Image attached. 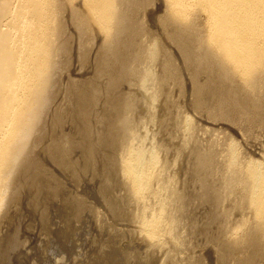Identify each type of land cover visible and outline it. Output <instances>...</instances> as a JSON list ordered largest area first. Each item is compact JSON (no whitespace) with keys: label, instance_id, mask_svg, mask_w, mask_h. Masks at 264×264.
<instances>
[{"label":"bare ground","instance_id":"obj_1","mask_svg":"<svg viewBox=\"0 0 264 264\" xmlns=\"http://www.w3.org/2000/svg\"><path fill=\"white\" fill-rule=\"evenodd\" d=\"M70 1L71 0H69V1H67V0H0V216H1L0 218H2L3 214L5 215V211L8 210L7 207L12 202L19 199L18 198L19 194H21L24 189H27L29 186L31 187V185H33V184H36V186H37V184L39 183L38 181L41 178H43V169H45L47 166L44 163L45 158L47 157V158L52 159L53 154L57 155V153L55 154V152H54L51 155L52 157H50L48 155V152L43 150V153L47 152L44 155L42 153V155L44 156L43 157L44 161H43L42 158L39 159L41 156L39 157L38 154H37V156L39 158H37L36 156H35L36 158H34V155H36V153H34V151L35 150L37 151V149L35 148V147H37L36 144H39L38 142H41L40 139L43 138L42 135H44L43 131H44V126L46 124L45 118L49 119V117H50V116L49 117L47 116L48 118L45 117L46 114L49 113V112L46 113L47 110L50 111L51 106L52 107L54 106V108H56V111H57V106L59 105V104L58 105H51V102L53 101L55 96L59 95L58 93L61 92V91L57 92V95H56L57 89H55L57 83L59 82L58 84H60V81H62V79L60 78L61 77L60 75H59L60 76L59 79H61V80L58 81V74L62 75V73L59 72L62 70V69L59 70V66H63L64 62L67 61L66 57H64L66 60L62 64H60V61L62 59V58L60 59V57L62 55L61 53L64 54V52L67 51L66 52L67 55H70V54H68V51H69L68 49H69L70 45H68V43H67L68 39L67 40L65 39L66 31H68L67 27L69 26V25L66 26L67 23L65 24V21L68 18H70V17H68L66 19L65 12H66V10L68 11V9H69V11H70L69 15L71 14L70 16L72 17L71 20L73 22L72 23L73 28L77 27L76 31L79 32V37L77 36L79 38V41L76 40V43L78 42V45H77L78 47L76 46V48L77 49L79 48L78 50H80V48L83 49V52L81 51L82 55H80V53H79V57L81 56L80 57L81 59L86 58L88 61V57H87L88 55L87 54L91 55L92 51L89 53L90 49L93 50L92 47L94 46V44H96L95 43L96 41L97 42L99 41L98 39L100 38V39H102V42H100L101 41L100 40L98 42V44H100V43L103 44L104 49L98 48L99 51H97L98 49H96L97 46L95 45L96 48L94 49V52L97 51L95 53L98 54V52H100V50H104V52L101 53V55L102 54H104V55H102L103 56L102 58L100 57L101 55L99 56V61H98V58L96 60V63H97V61L99 62V63H97V64H99V70L97 69L98 67H96V69L99 72L94 68L95 67L94 65H92L93 68L97 71V73H99V75L104 74V73L105 74L108 73L109 75H111L110 72H112L113 70L118 68V70L116 69V72L113 71L114 73L111 75L112 79H110V76L108 75V78L111 81L114 80L117 83L112 82L111 85L108 83L109 84L108 86L105 84L107 86L106 90H105V87L103 86L104 87L103 90H105L106 96H111V95L113 96L114 93L116 94L115 91L119 92L120 88L122 90L125 89L124 86L121 85V82L127 80V78L131 79L132 76L130 77L129 75L135 74V76H136V77L133 76L134 77V79H133L134 85H135L134 93L139 90L140 93L139 92L138 93L140 94V97L138 96V98H135V100H132L133 98L131 99V96L134 97L133 96L134 93L132 94L130 92L132 94L131 96L129 95L130 96V100H129L130 102L127 101L124 103V101L128 100L129 97L127 98V96H125V98H127V99H125L124 95L122 93L116 94V95L114 94V97H111L114 100L113 101L109 100L108 103L106 102L107 104L105 105L106 109H107V110H105L106 112L111 111V113L114 112V113H117V115H122L125 110L127 112V113L124 112L125 115L124 114L122 115L123 118H120L121 121L118 118H116L117 120H119L118 121L119 123H117L112 128L115 127V131L119 130L120 132H122V131L124 132V133L120 134V135L124 134L123 140L121 139V141H120L121 143L118 141L119 142V154H120V156H118V155L117 156H118L119 162L116 161L117 158H115V161L117 163H119V165H118L119 169L118 170L120 171V174H121L120 178H122V180H123V183H124L123 185L126 186V191L128 192V195H129V197L127 198L128 202L131 203V201H132V203L136 207V209L134 208L135 210L134 209L132 210V213H133L132 219L134 221V223H133V221H132V223L135 224L134 228L138 231V233L137 232L136 233L139 234L136 237L138 238L140 236V238L142 240L146 241V243L149 245L150 250H152L153 252H156V253L158 252L157 254L159 256L161 255L163 257L165 254L163 255L162 252L166 251L167 253L166 252H164V253H166V255L167 254H169V255L164 256V257L170 256L169 258L172 257V260L173 259L176 260V261L173 260V262L175 264L176 263L180 264L179 262H181L183 259L185 261V256L187 257V253L189 250L187 252H186V250L189 249L190 245L192 244L191 242H194L196 240V239L194 241L191 240V237H194V236H192L194 234V231L191 230L190 228L188 229V227L192 223L189 222L190 225H188V227L186 226V223H187L186 218H189L192 220H195V219L197 220L198 218H196L197 214L195 213V211L197 209L207 210V209H204L205 206L210 205L212 208V211L210 210L211 212L209 213V210H208V214L206 215V218H202L203 220L205 219L204 222L202 221L203 224L205 223L207 226V224L209 223V226H210L211 222H213L215 220H219V222H220V220L222 219V221H224V224L222 227H220V229H222V232L224 234V237L223 236L222 237L225 240L222 237L221 238L224 241H226L224 244L226 251L231 252V253L233 252L237 255V257L240 256V258H241L240 261L237 260V258H235V259L232 258V259L236 260L237 262L239 261V264H256V262H254V259L256 257L259 256V257L264 258V158L260 157V158H262V160H260V158H259V161L256 158H254L256 160H254L253 158H249V156L247 158L246 155L244 154L246 151L244 150V153L242 152V149H244V148H241V151H240V149H239L240 143L238 145V142L235 141V138L226 140V139H223L222 137H220V135H217V132L216 133L213 132V134H215V135L211 134L212 137L217 135V137L211 139L212 140L211 144L209 142L210 141L209 139L211 138V136H210V138L208 137V140H209L208 145L210 144V146H206V147L204 146L206 149V150H204V147H202L203 144L200 143V139L203 136L201 138H199L201 135H203V132H201L202 134H200L199 132L196 131V128H195V125H197V126H201V125H198L199 123L195 124L194 122H196V120L194 121L191 118H186L185 116L183 117L179 113L181 110L178 108L179 110L177 109L176 111H179V112L177 113L175 111V108H174V111L176 112V116L175 115H173V116L176 117V119H177L176 121H178L180 123L182 122L181 123L182 127L179 124H177L178 122L177 123L175 122V124H177L176 127H174L175 125H173V128H177V130L181 127V130H179L180 135L178 136L180 138V143H179L180 148L178 146V149H175V151L176 150L180 151V152L177 151L180 154L181 153L180 149H182V151H186V150L188 151V148H189V150H191L190 149L191 146L193 147V146H197V145L198 146L200 145L203 148V150L197 149V151H196V148H199V147H196V148L194 147L195 153L192 150V152L194 153V156L192 157L193 163L189 160V156H188V158H186V156H187L186 154L188 153V155H189L190 151H188L187 153L185 152L186 154L182 152L183 154L186 155V156L184 155L186 158V161L189 160L192 163L190 168H188V170L185 169L187 171L183 172L184 173L183 177L186 176L188 179L187 181H189V184H186L187 183L186 181L184 183L186 185H189V186L185 185V187H184V184H183V187H182V182L184 180L181 181V179H180L181 177L179 178V175H177V174H180L177 172L178 171L177 169H178V165L180 163H182L179 161H181L183 158L180 160L179 156H178L179 154L177 152H175L176 155L174 154V156H173L175 158L171 159V158H173L172 157L173 153H171V155H170L169 151H171L170 149L173 148L172 147L173 145L172 144H171L172 146L170 144L169 145L166 144L167 146L163 145L169 141H166L165 143H163L164 142V140H163L162 141L163 144H160L161 143L160 140L162 137L159 138V136L161 135L159 133L161 130H163V133H164L168 126L166 125L167 126V127L165 126L166 128H162L163 127L162 123L160 124V122H159L160 119L159 120L157 119V112H159L157 110L159 107H161L160 104H161L162 100L164 101V99H165V102L170 101L167 98L170 97L169 96L170 95L169 92H171L170 88L172 89V87L169 88L171 81H173L172 78H174L172 76L174 74L178 75L179 73L177 72V68L175 65H170L171 63H170V60L168 57H167V59L169 61L167 59L166 60L164 59V61L165 62L168 61L169 65L173 66V69L171 70V67L169 68V66L167 65L168 67H166V68H169L170 71L165 73V72H163V70L160 71V69H159V71L163 72V74L159 73L157 67L159 66V64L162 65L161 61H163L162 59L160 60V58L161 57L165 58L167 56V55L166 56L164 55L165 57L161 56L162 53L165 52V48L162 45V42H160V40H157L158 38L157 39L154 38L155 40H153L151 38L153 40L151 42L148 41L146 38L144 41L143 40L144 36L141 37V34L148 32V29L146 30V26H145L144 21H143L144 24L140 23V21H139L141 19V18L139 19L140 16H138L137 14H134V17L138 16L137 18L139 20L136 18L137 19L136 21L138 22L137 23L135 21V18L131 15V12L133 14L134 9H137V11H138L139 10L138 8H141L142 5H144V9H146L149 6L148 7H145V6L147 4L152 3V2L150 0H78L83 5L80 4V2H79V4L77 5L79 8L77 7L78 8L77 9L75 6H72V4L76 0L75 1L72 0V1H74L72 4H70ZM165 3L167 5L166 6L167 10L165 9V11L167 12L166 13L167 16H166V19L164 21H162L161 19L160 20L163 22V24H166V23L169 24L170 23V25L171 24L177 25V27H179L181 31L182 30L186 31V29L188 28L187 26H189V25L192 26L191 23H193V20H194L196 15L203 14L204 20H202L201 23L204 24V29H201V28H199V29H200V31L205 30L207 32L206 37H204V39L206 38V40H207L205 42L207 44H205L204 47L202 45L203 49L202 50L199 49V51L201 50L200 52L196 51L197 53H199V54H197L198 56L195 57L196 53L192 52V55L195 53L194 58H192L193 56L191 57V54L189 53L190 50H193L192 48L188 51L187 48L183 45L181 51H185L184 53L186 56V60L189 59L188 61H190L191 59H193V65H195V67L200 68V69L203 66L205 67L206 62L213 60L214 65L216 67L211 65L212 61L209 62L211 65V66L209 65V67L207 68V74L209 76H211L209 78H212L211 73H216L215 71H218V69L217 70L213 69V67L219 68L220 70L218 72H220L221 74L219 73L220 75L218 74V76H221L223 84L225 82L227 83V84H224V86L227 85V87L225 86V89H226L225 93H228L229 96H231V95L234 96L235 94L238 95L239 94L238 92H240V93L243 92L246 95V99L242 98V97H245L244 95H242V97L239 101L237 100L238 99L237 95H235L236 97H232V96L231 97L233 99L237 98L236 101L238 104L237 106L239 108H241V109L243 108V110L246 108L245 109L246 112L250 113L251 118L248 116V118L251 119L250 121L254 122L253 120H255L256 117L260 118L259 116L261 114H264V0H165ZM69 5H70V7H69ZM73 5H75V4H73ZM79 5L84 7L81 9H83V10L85 9V13L83 12V10L81 11ZM66 8H68V9H66ZM137 11H136V13H139L140 10L138 12ZM150 11H153V10H150ZM164 14H165V12H164ZM66 16H68V15H66ZM200 16H202V15H200ZM71 20H70V22H71ZM161 21H159V22L161 23ZM194 21H196V20H194ZM141 22H142V19H141ZM68 24H70V23H68ZM70 26L68 28H70ZM163 26L165 27V25H163ZM191 26H189V28ZM171 27H172V25H171ZM175 27H173L172 29L174 30ZM73 28H72V30H73ZM184 28H186V29H184ZM191 28H193V27H191ZM70 29H69V32L72 31V30L70 31ZM165 29L167 30L169 28L165 27ZM165 29H164V31H166ZM189 30H188V32H190ZM181 31H177V32L181 33ZM192 31H195V30L192 29ZM167 32H168V30H167ZM175 32H176V30H175ZM175 32H174V34H175ZM183 32H182V34H183ZM188 32H187V34H188ZM69 34L70 33H68L67 35L69 36ZM195 34H197L196 38H198V33H195ZM76 35H78V34H76ZM178 35L180 36V34H178ZM70 36H71V34H70ZM72 36L74 38V34ZM137 36H140L142 38L141 39L139 37L141 39V45L139 44L140 46L138 45V42H135L136 39L138 38ZM167 36H170V35H167ZM194 36L195 35H193L192 37H194ZM201 36H203V35H201ZM96 37L98 38L97 40H96ZM170 37H171V39H173L172 38L173 36H170ZM179 38L183 39L182 37H179ZM187 38L190 39L189 37H187ZM69 39H71V38H69ZM166 39H168V38H166ZM180 39L177 41L178 42L177 44H179V45H181V43H182L180 41ZM200 39L203 40V37H201ZM200 39L198 38L199 43H200ZM74 40H75V38H74ZM176 40H177V36H176ZM69 41L71 42V41H73V39L68 40V42ZM198 41L196 43H198ZM79 42H80V44H79ZM170 42H171V40H170ZM174 42H175V40H174ZM186 42L187 41L185 39V43ZM76 43H75V45H76ZM134 43H137L136 47L139 46V49L136 50V53L134 55H136L135 57H138L140 62L136 58L138 62L135 61L136 60L135 59L134 60L135 63H133L135 66L134 65L132 66V63L129 62V60L132 58L129 57L130 59H128V56H129L128 55L127 59H126L125 54L127 53V49L130 48L131 46H133ZM183 43H184V41H183ZM201 43L204 44L203 42H201ZM101 44H100V47H101ZM198 44H196V45H198ZM72 45L73 44H71V46ZM200 45L198 46L199 48H200ZM64 48L66 49V51L65 50L62 51ZM72 48H73V46H72ZM76 48H74V49H76ZM194 48L196 49L197 47H194ZM130 49L133 51L132 47ZM134 49H135V47H134ZM179 50H180V48H179ZM172 51H174V50H172ZM78 52H80V51H78ZM128 52H130V50ZM66 53H65V55H66ZM96 54H95V56H97ZM90 55H89V58L91 59ZM131 55H133V54H130V56ZM179 55L181 56V54H179ZM91 56H93V55H91ZM86 59H85V63H86ZM134 61L132 59V62H134ZM72 62H74L73 64H75V65L79 63L78 61H77L78 63L77 62L75 63V61H73V60H72ZM119 62H120L119 67L113 68L114 65L115 66L118 65V64L116 65L115 63H119ZM165 62L163 63V65L167 63V62L166 63ZM85 63L84 64L80 63V64L82 66L83 65L85 66ZM89 63H90V61H89ZM71 64L72 63H70V65ZM88 64L86 63V65H88ZM186 64H187V62H186ZM190 64H192V63H190ZM67 65H65V66L67 67ZM165 66L166 65H164V67ZM187 67H188V64H187ZM77 68H75L76 70H74V72L75 71L77 72ZM91 68L89 66L88 69H91ZM166 68H164V70H166ZM63 69H64V66H63ZM72 69H74V67H72ZM202 69H205V68H202ZM79 70L81 71L82 69H79ZM95 70H94V72H95ZM191 70H192V72L196 71L195 73H197V70H194V69H191ZM213 70H215V71H213ZM166 71H168V70H166ZM94 72L92 71V73H94ZM200 72H198V75L200 74ZM78 73H80V72L78 71ZM202 73H204V71ZM207 74H205V75H207ZM99 75H97V78ZM177 75H175V77ZM198 75H197V78H198ZM69 76H72V75L70 74ZM73 76H75V75H73ZM100 77L98 79H100ZM104 77H106V76H104ZM204 77L207 78L208 76H204ZM108 78H106V79L108 80ZM215 78H217V77H215ZM77 79L78 78H76V80ZM83 79H85V78H83ZM93 79L95 82L96 77L93 76ZM101 79H102V77H101ZM192 79H191V81H192ZM217 79L220 80L219 77ZM72 80H74V79H72ZM72 80L69 78V81H72ZM76 80H74V81H76ZM89 80H91V79H89ZM110 80H109V82H110ZM120 80H121V82H120ZM206 80H208V79H206ZM209 80L212 81V79H209ZM78 81H79V79H78ZM83 81L84 80H81V82H83ZM211 81H207V82L208 83L210 82L209 84H211ZM81 82L79 81L80 85H82ZM88 82H86L84 84H86V85L92 84V86L95 84V83L94 84L92 83L93 81H90L91 82L90 84ZM132 82L133 81L131 80V83ZM194 82H195V80H194ZM205 82L203 85L201 84L200 87H197L196 92L198 95L205 91V90L203 91V89H205L206 85H208L207 82L206 83ZM214 82H215V80L213 81V84H215L217 81L215 83ZM72 83H71V85H72ZM79 83L77 84L78 88H79ZM126 83H127V85H125V87L130 86L129 85L130 83H128V81ZM179 83H181V82L179 81ZM196 84L197 83H195V85ZM119 85L122 86L123 88L122 87L118 88ZM173 85L171 84V86H173ZM216 85H217V83H216ZM92 86H91V88L94 87V86L93 87ZM96 86H97V84H95V87ZM133 86H132V89H133ZM218 86H221V85H219V81H218ZM58 87H59V85H58ZM98 87L93 88L94 91H93V89L90 88L92 90L91 91L92 93H90V91H88L89 89L87 90V92H89L88 94H90L89 100L91 101L92 105H93V103L96 104L97 102H99V100H98L99 94L101 93L102 90L99 91L100 89H98ZM207 87L210 88L212 86L210 85ZM72 88H73V86H72ZM76 88L77 87H75V89ZM135 88L136 89L138 88V89L135 90ZM221 88L219 87V89H221ZM85 89H87V88L85 87ZM58 90H60V89L58 88ZM77 90L78 89H76L75 92ZM122 90H120V91H122ZM214 90L216 92V89H213V91ZM71 91H72V89H71ZM128 91H130V89ZM128 91L125 90L124 92L126 93ZM222 91H221V93H222ZM224 91H223V93H224ZM65 92H67V91L65 90ZM73 92H71V94ZM80 92H81V90H80ZM87 92H84V90H83L80 93V96H79V94L77 96L82 98V97H84V95H86ZM211 92H212V90H210V93ZM219 92L220 91H218L217 94ZM78 93H79V91H78ZM130 93L128 92L127 94H130ZM207 93H209V92H207ZM207 93L205 96H207ZM75 94H77V93H75ZM171 94H172V92H171ZM217 94L215 93V95H217ZM60 95H61V93H60ZM136 95H138V94H136ZM211 95L213 96L212 99L214 100L215 95L213 94V92L211 93ZM239 95H241V94H239ZM77 96H75L74 100L77 99ZM57 97L60 98V96H57ZM85 97H84L85 100L82 99V101L84 100L86 102L87 97H89V95H87ZM203 97H204V95H203ZM203 97H202V99H203ZM218 97H219V99H222V98H220L221 96H218ZM218 97H216V100L218 99ZM198 98H199V96H198ZM227 98H228V96H227ZM227 98H225V99H227ZM55 99H54V101L57 102V100H55ZM170 99H171V103L174 102V100H172V98H170ZM223 99H224V97H223ZM89 100H88L87 104L90 105V107L88 105V108L91 109V108H93V106L89 103ZM77 101L79 102V98L77 99ZM82 101H81V104L84 102V101L83 102ZM106 101H107V99H106ZM198 101H199V99H198ZM221 101H223V100H221ZM221 101H220V103H221ZM233 101H231V103ZM209 102L211 103V99L209 100ZM209 102H208V104H209ZM171 103H169L170 105L168 103L167 104L164 103L165 107L163 106L164 107L163 109L165 110V108L167 107L166 109L168 112L170 109L169 106L172 105L171 109H170V110H172V107H174L176 104H174V106H173V103L172 104ZM199 103L200 102H198V104ZM213 103H215V101ZM217 103H219V101H217L216 104ZM222 103H224V101ZM225 103H226V101H225ZM77 104L80 106L83 105V104L81 105L79 103H77ZM87 104H85V105H87ZM85 105H83V106H85ZM97 105H99V104L97 103ZM167 105H169V106H167ZM202 105H204L203 102H202ZM223 105L222 104H221V106L218 105L219 107H217V108H220V107L223 108L224 107ZM234 106H231V107H234ZM237 106H236V108H238ZM85 107H86V109H85V111H86L87 106H85ZM141 107L144 109V111H143L144 116L142 115V117H140L137 114L138 111H140L142 113ZM231 107L229 106V108H231ZM54 108H52V109L54 110ZM140 108H141V110H138ZM239 108L237 109L238 111H239ZM93 109L95 111V108H93ZM159 109L161 111L162 107ZM215 109H216V107H215ZM221 109H220V111H221ZM78 110L79 109H77V111ZM164 110H162V111H164ZM233 110H234V108H233ZM237 110H236V112H237ZM245 110L242 112L243 114H245ZM54 111H52V113ZM59 111H57L58 113L56 115H55V112L53 114L50 113V115L60 116ZM62 111L63 110H61V113L65 114V113H63L64 111L63 112ZM80 111L83 112V109H80ZM80 111H78V112L80 113ZM174 111H170L169 114L170 113L174 114L175 113ZM224 111H225V107H224ZM226 111H227V109H226ZM91 112L93 113L92 109H91ZM91 112H89V113L91 114ZM86 113H84V115ZM89 113H88V116L90 115ZM141 113H139V114L141 115ZM182 113H183V110H182ZM231 113L233 114V111ZM238 113L239 112H237V114ZM81 114H83V113H81ZM223 114L225 115V113H223ZM243 114L241 115L242 117L244 116ZM66 115H68V114H66ZM66 115L65 116L63 115V116L66 118ZM71 115H72L71 116L72 119L74 120V122L73 121L72 122L74 124L76 122L79 123L80 120L78 119L79 120L78 121L76 119L80 116L76 114L78 117L76 115H74L75 117H77L76 119H74L75 117L73 116V114H71ZM84 115H82V117ZM95 115H93V116H95ZM104 115H107V114H104ZM137 115L139 117L136 118ZM235 115H236V113H235ZM88 116L86 114L85 117H87L89 119ZM90 116H92V114ZM231 116L229 115L228 117H231ZM245 116H247V114ZM53 117L54 116H52V118ZM71 117L69 120H71ZM100 117L99 118L97 117L98 119H96V120H98V122H101V120L103 119L102 117H101L102 119ZM175 117L174 118L171 117V119H175ZM180 117L182 119H180ZM63 118L61 116V119H63ZM68 118L65 119L66 124L63 123L64 125H67V126L69 125V122L67 121ZM114 118H113V120H115ZM167 118L168 117L162 118L161 120L166 119L168 121ZM50 120H51V118H50ZM52 120H54V119H52ZM90 120H88V121H90ZM110 120H112V119L110 118ZM256 120H258V119H256ZM256 120H255V122H256ZM91 121H94V120H91ZM167 121H165V123H167ZM169 121H170V119H169ZM172 121L173 120H171V122ZM49 122H47L48 123L47 125H49ZM55 122H54V125H56V124H57V126L60 125V124H58L59 123L58 121H57L58 123L56 122V124H55ZM72 122H71V125H73ZM81 122L83 123L82 120H81ZM52 123H51V125H52ZM172 123H174V121ZM222 123H225V122H222ZM230 123H232V122H230ZM163 124H164V122H163ZM79 125H80V123H79ZM83 125L82 124L80 125V126H82V130L80 129L81 127L76 125L77 127H79V130H81V132H83L85 129V127L83 129ZM87 125H86V127H87ZM89 125H91V124H89ZM106 125H107V123H106ZM67 126H66V128H67ZM71 127H73V126H71ZM90 127H93V126H90ZM90 127H88V128H90ZM97 127H96V129H97ZM212 127L213 126H211L209 128L212 129ZM57 128H55L56 131H57ZM62 128H64V127H62ZM88 128H87V130H88ZM199 128L197 130H199ZM164 129H165V131H164ZM210 129H208V127H207L206 130H208V131H206L205 129L204 130L201 129L200 131H206L207 132L206 134H208L211 131ZM213 129H214V127H213ZM230 129L232 130V128H230ZM46 130H48V129H46ZM51 130H52V132L54 131L53 128ZM77 130L78 129H76V131ZM79 130H78V132H79ZM175 130L173 129L172 133ZM72 131H74V129ZM111 131H113V130H111ZM214 131H215V129H214ZM50 132L51 131L49 130V133ZM86 132H87L86 133L87 136H90L92 138L91 142L87 141L88 143H90L87 146V148H89V150H87L88 151V160H89V162H92L94 157L95 156L97 157V154H99V149L101 148L102 145H105L107 143H108V145H110L109 141L107 143L105 142L107 140H110V137L107 135L109 137V139L107 138V140H106L105 138H101V137L99 138L100 135H98V137H97V134H100L102 132H98L96 134L95 132L91 131L90 129H89V131H86ZM90 132L92 134L94 133L95 135L90 134ZM219 132H221V131H219ZM113 133H114V131H113ZM161 133H162V131H161ZM168 133L170 134L171 132H168ZM177 133L174 132V134H176V136L178 135ZM197 133L199 135L196 136ZM164 135H167V134L164 133ZM224 136H226V135H224ZM231 136H233V135H231ZM60 137H61V134H60ZM75 137H77V136H75ZM178 137L176 138L177 141L179 139ZM47 138L50 139L49 136ZM47 138H45L44 141ZM168 138H169V136H168ZM205 138H207V137H204V140L207 141V139H205ZM225 138H229V137L226 136ZM61 139H63V138H61ZM162 139H166V138H162ZM66 140H64V142ZM70 140H72V139H70ZM81 140H83V139H81ZM118 140H120V139H118ZM169 140H171V139L169 138ZM83 141H85V140H83ZM159 141H160V143H159ZM46 142H47V140H46ZM68 142H71V141H68ZM170 142L175 144L174 141L173 142L170 141ZM201 142L203 143V141H201ZM57 143L58 142H56L55 144H57ZM60 143L62 144V146H59V148H58V145H61V144L58 143L56 145L57 148L59 149L58 150L59 153L62 156V158L60 156V158H61L60 163H59V161L57 163L59 165L64 164L63 159L65 157L68 158L72 155L71 153H72L73 147H74L73 144H75L74 142H71L72 144L71 143H68V144L64 143L65 145H63L62 142H60ZM205 143H207V142H204V145H205ZM40 144H43V142H41ZM47 144H49V142ZM76 144H78V143H76ZM51 145L53 147V142L51 143ZM51 145H47V146L45 145V146H46V148L50 149ZM164 146H165V148H164ZM169 146H171L172 148L170 147V149H167L166 147H169ZM174 146H175V148H177L176 147L177 144ZM113 147H114V145H113ZM207 147H209L208 148L209 150H207ZM215 147L218 148L219 152H218V150L215 149ZM53 148H51V150H53ZM57 148H55V150H57ZM74 148H76V147H74ZM106 148H107V145H106ZM211 148H213L214 152H212L213 150H211ZM41 149H42V146H41ZM210 150H211V152H210ZM48 151L50 152V150H48ZM172 151H174V148L172 149ZM205 151H209L210 153L208 152V154H207V152H205ZM215 151L217 152V155L219 156V160H218L219 162L216 159H214L215 163H216V161L219 163V165L217 167L214 166L215 163L213 165V161L211 159L212 158L211 156L213 153H215ZM39 152L41 153L40 150H39ZM51 152H53V151H51ZM51 152H50V154H51ZM261 153H262V150H261ZM102 154L106 155L103 152H102ZM169 155L171 156L170 157L171 161L173 160L172 162H170L168 159ZM248 155H250V154H248ZM181 156H183V155H181ZM190 156H192V154ZM58 157H59V155H58ZM250 157H251V155H250ZM213 158H214V156H213ZM40 160L43 162L42 164H45V167L43 165L44 168L41 167L42 164L40 163L41 162ZM55 160L57 162L56 158H55ZM186 161L183 163H185L187 165L186 167H188L189 164H187ZM96 162L94 161L93 163L95 164ZM46 163H48V161ZM54 164H56V163L53 160V162H52L53 167L52 168H54V166H55ZM185 164L184 165L182 164V166L185 167ZM113 165H114V163H113ZM49 166L50 165H48V167ZM57 166L58 165H56L55 168ZM116 166H117V164H116ZM59 168H61V167H59ZM89 168L90 167H88V169ZM88 169H87V171H88ZM47 170H48L47 172L50 173L51 170L49 168ZM112 170H114V169H112ZM182 170L184 171V169H182ZM53 171H55V170L53 169ZM53 171H51V173ZM47 172L44 173L45 177L47 175H48L47 177H49V173L47 174ZM113 173H114V171H113ZM103 174H104V172H103ZM182 174L180 176H182ZM52 175H53L52 178H57V176L54 177L55 176L54 173ZM107 177H108V174H107ZM111 177H112V175H111ZM45 179L46 178H43L40 181V182L43 181L42 183H44V184H42V183H40L41 185L38 184L39 189H40V187L44 188L43 185H45V183L50 182V180L47 182H44ZM108 180L110 181V179H108ZM122 180H121V182H122ZM109 181L108 182L106 181V182L109 183ZM50 183H48V184H50ZM111 183H110V185H111ZM191 183H193L192 184L193 186L198 185L199 187L197 186V188L195 187L196 189H191V187H192V185H190ZM52 185H54V184H51L50 186L45 185V188H47V190L48 189L52 190V189H54L52 187ZM89 185H91V184H89ZM102 185H101V187H102ZM110 185H109V187H110ZM104 187L105 186H103V188ZM31 188H33V186ZM43 188H41L40 190H42V191L46 190ZM83 188H85V187H83ZM40 190H39V192H40ZM196 190H198V191H196ZM101 191L103 192L104 189ZM39 192H37L38 194L36 193V195L39 196V199L41 200L40 195L42 196L43 193L41 192L42 194L39 195ZM83 194H84V192H83ZM32 196H33V194H32ZM80 196H82V195H80ZM43 197H44V195H43ZM30 199L32 200L33 197ZM30 199H29V201H30ZM37 199H38V197H37ZM37 199L35 198V200H37ZM20 200H19V202H20ZM37 202H38L37 205H39V201H37ZM56 202H57V199H56ZM26 203H28V202H26ZM30 203H32V201ZM95 203H96V201H95ZM15 204H16V202H15ZM81 204H82V202H81ZM29 207L31 208V206H29ZM42 207H45L46 210L48 209L46 204H45V206H42ZM83 207L84 206H82V208ZM84 208H83V211H84ZM9 209L11 210V208H9ZM87 209H89V207H87ZM24 210H25V208H24ZM43 210H44V208L41 210L42 212H44V214L47 213V212H45L46 210L45 211H43ZM25 211H23V212H25ZM34 211L35 210H33V212ZM78 212L76 214H78ZM90 212H92V211H90ZM196 212L198 213L199 211L197 210ZM203 213L205 214V212H203ZM40 214H41V212L39 213V215ZM199 214L200 213H198V215ZM235 214H240L239 215L240 217L238 218V216L236 215L237 219H234ZM22 215H19V217L20 216L23 217L26 214H24L23 216ZM5 216H3V217H5ZM35 216H37V215H35ZM77 216H79V215H77ZM21 217H20V219L17 218V220L18 219L20 220V221L19 220L18 221H19L20 228L22 229L23 224H22ZM199 218H201V217H199ZM0 221H2V219ZM44 221H45V219H44ZM44 221H43V223H45ZM26 222H28V221H26ZM89 222H90V220H89ZM28 223L26 225H28ZM23 226H25V225H23ZM195 227H197V224ZM213 227H209V230H210V228H213ZM18 228L19 227L17 226V230L15 229L16 232L18 231ZM62 228L64 229V227H62ZM204 228L206 229V227H204ZM59 229H60V227H59ZM200 229H201V227H200ZM198 230L195 229V232ZM202 230H201V232H202ZM7 231H6V233H7ZM35 231L37 232V230H35ZM62 231H64V230H62ZM14 232H13V235H14ZM23 232L20 231V233H19V231H18L17 232L18 234L16 233V235H14V236L11 235L14 237V240H12L13 237H11L9 235V237L11 238V240L9 238V241L11 244L8 243L9 241L5 242V240L7 241V239H8L7 237H5L6 239L4 238V240L0 238L6 244L7 243L10 244V245L7 244V248H6L4 243H2V244L0 243L1 246L4 244L3 247L6 248L5 251L7 250L6 254H5V251H3L4 248H3V250H2V248H0L1 249L0 251L4 252V255H3V252L1 253L3 256L0 254V264H15V262L12 263L10 261V259L13 257L12 255L15 252H18L19 249H21V250L25 249V248H22V246H21V244H23V247H25L24 241H23L25 238L23 240H19L21 233L24 234L26 232V230L24 233ZM79 232H80V230H79ZM6 235H8V233ZM134 235H135V233H134ZM26 238H27V236H26ZM30 239H31V237H30ZM11 241H13V242H11ZM20 241H22L23 243L21 242V244H20ZM26 242H27V240H26ZM146 243L142 242L143 245L145 244V248L147 250H149L146 247ZM31 245H32V243H31ZM20 246H21V248H20ZM26 246H28V245H26ZM64 246H65V244H64ZM36 247L38 248V246H36ZM26 250H25V252H26ZM33 250H32V252H33ZM101 250H102V248H101ZM194 250H195V248H194ZM250 250H251V252H250ZM152 251L149 252V254L152 253ZM27 252H26V254H27ZM36 252H37V249H36ZM137 252H135V253H137ZM159 252H160V254H159ZM185 252H186V255H185ZM156 253H153V254L156 256ZM147 254H148V251H146V255ZM191 254H192L191 255V258H192L193 252H191ZM209 254H210V252H209ZM5 255H7V256H5ZM143 255L137 257L136 260L138 262L135 264H151L153 262L152 260L155 259V258L152 259L151 257L145 256V253ZM221 255H223V254H221ZM196 257H194L193 259H195V261H198L196 259ZM19 258L20 257H18V259ZM39 258L37 257V259H39ZM189 258H190V256H189ZM28 259H30V257ZM159 259H161V258H159ZM168 259L166 258L165 261H167ZM225 259H227V256ZM15 260L16 259H14V261ZM187 260H189V259H187ZM234 260H233V262H234ZM160 261L163 262V260H159V261L157 260L156 262L158 263ZM165 261L163 262V264H170L169 262H171L170 259H169L168 263ZM184 261L182 263L185 264L186 261L185 262ZM190 261H194V260H190ZM190 261H189V264H190ZM228 261L230 262V260H228ZM263 261H264V259H263ZM18 262L20 263L19 260H18ZM18 262H16V263H18ZM24 262H25V260H24ZM67 262H68V260H67ZM25 264H27V263H25ZM160 264H162V263H160ZM234 264H236V263H234Z\"/></svg>","mask_w":264,"mask_h":264},{"label":"rangeland","instance_id":"obj_2","mask_svg":"<svg viewBox=\"0 0 264 264\" xmlns=\"http://www.w3.org/2000/svg\"><path fill=\"white\" fill-rule=\"evenodd\" d=\"M67 1H69V0H67ZM75 1V0H74ZM74 1H70V4H72ZM152 3H150V4H147L145 7H148V8H146V9H144V5H142L141 6V8H138L139 10V13H136V11H137V9H134L133 11V14H132V12H131V15L134 17V14H137L138 16H140L139 17V19L141 18L142 19V22H141V19L139 20L137 17H134L135 18V21L138 19L139 21H140V23H143V21H144V23H145V26H146V30L148 29V32H146V33H144V34H141V37L142 36H144L143 37V40L145 41V39L147 38V40L148 41H153V40H155V39H157V40H160V42H162V45L164 46V48H165V52L167 53H165V52H163L162 53V55L161 56H164L165 58H163V57H161L160 58V60L162 59L163 61H161V63H162V65L161 64H159V66L157 67L158 68V71H159V69H160V71L161 70H163V72H165V73H167V72H169L170 71V67H171V70L173 69V66H170V65H175L176 66V68H177V72L179 73L178 75L177 74H174L172 77H174V78H172L173 79V81H171V84L173 85V86H171V84H170V86H169V88L170 87H172V89L170 88V90H171V92H172V94H171V92H169V96L170 97H168L167 99L168 100H170V101H168V102H165V99H164V101L162 100V102H161V104H160V106L162 107V109H161V111H160V109L159 108H161V107H159L158 108V110L157 111H159V112H157V119L159 120H161L162 118H166V117H168L167 119H168V121L166 120V119H163V120H159V122H160V124L162 123V128H166L167 126V128H166V131H165V129H164V133L165 134H167V135H164V133H163V130H161L162 131V133H161V131H160V133L159 134H161L160 136H159V138H166V139H162L161 138V143H160V141H159V143L160 144H163V143H165L166 141H169V142H166L165 144H163V145H171L173 148H174V151H172V147L171 146H169V147H166L167 149H170V147L172 148V149H170L171 151H169V154L171 155V153H173L172 154V157L174 156V154L176 155V153L175 152H177L178 150H176L175 151V149H178V146H179V148H180V138L178 137L180 134V131L179 130H181V127H182V122L180 123V122H178V121H176L177 119H176V112L178 113L179 111H176L178 108L181 110L179 113L184 117H186V118H191L192 120H196V122H194L195 124H198V125H201V126H197V125H195V128H196V131L197 132H199L200 134H202L201 132H203V135H201L199 138H201L202 136V140L200 139V143L201 144H203V146L202 147H206V146H210V144H211V139H213V138H215V137H217V135H220V137H222L223 139H226V140H228V139H234L235 138V141H237L238 142V145H239V143H240V145H239V149H240V151H241V148H244V149H242V152L244 153V150L246 151L244 154L246 155V157L248 158V156H249V158H256V159H258V161H259V158L260 157H262V158H264V114H261L259 117L260 118H258V117H256V119H258V120H256V122H255V120H253L254 122H252V121H250L251 119V116H250V113L249 112H246V108L244 109L245 110V114H243L242 112L244 111L243 110V108L241 109V108H239L237 105V101H236V99L239 101L240 99H241V97H242V95H244L245 97H242V98H244V99H246V95L243 93V92H238L239 94H241V95H237V94H235V95H237V98L235 99H233L232 97H236L235 95L234 96H229V94L228 93H225L226 92V89H225V86L227 87V85H225L224 86V84H227L226 82L223 84L222 83V79H221V76H218V74L220 73V72H218L220 69L219 68H214L213 67V69H218V71H215V70H213V71H215L216 73H211L212 74V78H209V77H211V76H209L208 74H207V68L209 67V65H210V61H212L211 62V65H213V66H215L214 65V61L213 60H210V61H208V62H206L205 63V67L203 66L202 68H205V69H200V68H197V67H195V65H193V59H191L190 61H188L189 59H187L186 60V56H185V51H181L182 50V46L184 45L186 48H187V50L189 51L191 48L194 50L195 48L194 47H197L194 51L193 50H190V54H191V57L192 58H194V55H195V53H196V55H195V57L196 56H198L197 54H199V53H197V52H200L202 49H203V47H204V45L205 44H207V43H205L207 40H206V38L204 39V37H206V35H207V32L204 30H201L200 31V29L199 28H201V29H204V24L203 23H201L202 22V20H204V16H203V14H200V15H202V16H200V15H196L195 16V18H194V20H196V21H194L193 20V23H191L192 24V26L191 25H189V26H191V27H193V28H189V26H187L186 28H184V29H186V31L185 30H180V28L179 27H177V25H174V24H171L172 25V27H171V25H170V23L169 24H163V22L162 21H164L165 19H166V16H167V12L165 11V9L167 10V5H166V3H165V0H150ZM154 1V2H153ZM157 1V2H156ZM78 2V3H77ZM79 2L80 1H78V0H76L73 4H75V5H73L72 4V6H75L76 8L78 7L77 5L79 4ZM163 2V3H162ZM155 3V4H154ZM157 3V4H156ZM80 4H82L81 2H80ZM165 4V5H164ZM83 5V4H82ZM80 6V9L81 8H84L83 6H81V5H79ZM69 7H70V5H69ZM153 7V8H152ZM164 7V8H163ZM79 8V7H78ZM77 8V9H78ZM66 9H68V8H66ZM79 9V10H80ZM143 9V10H142ZM164 9V10H163ZM83 9H81V11H82ZM136 10V11H135ZM148 12H146V11ZM150 10H153V11H150ZM137 11V12H138ZM68 14H67V13ZM66 12H65V17H66V19L68 18V17H70V18H68L66 21H65V24H66V26L67 25H71L70 26V28L72 27L73 28V22H72V17L69 15V9H68V11L66 10ZM83 12L85 13V9L83 10ZM159 12V13H158ZM164 12H165V14H164ZM145 13V14H144ZM152 13V14H151ZM155 13V14H154ZM142 16H141V15ZM66 15H68V16H66ZM146 15V16H145ZM199 16V17H198ZM162 17V18H161ZM137 18V19H136ZM203 18V19H202ZM159 19V20H158ZM162 21H161V20ZM70 20H71V22H70ZM159 21H161V23L159 22ZM137 22V21H136ZM157 22V23H156ZM68 23H70V24H68ZM138 23V22H137ZM143 23V24H144ZM160 23V24H159ZM198 23V24H197ZM194 24V25H193ZM196 24V25H195ZM203 24V25H202ZM163 25H165V27L166 28H169V29H167L168 30V32H167V30L165 29V27L163 26ZM167 25V26H166ZM68 26V27H69ZM148 26V27H147ZM176 26V27H175ZM67 27V30L68 31H66V37H65V39L67 40H72L73 39V41H69L68 42V40H67V43H68V45H70L69 46V51H68V54H70V55H67V51H66V49L64 48L62 51H66V52H64V54L63 53H61L60 55H61V57H60V59H61V61H60V64H62L66 59H67V63L66 62H64V64H63V66H64V69H63V66H59V70H61V71H59L60 73H62V75L61 74H58V81H60L61 79H62V81H60V84H58L57 83V85H56V88L55 89H57L58 90V88L60 89V90H56V95H57V92H59V91H61L60 93H61V95H60V93H58L59 95H57V96H60V98H58L57 96H55V100H57V102L56 101H54V99H53V101L51 102V105H58L57 106V111H59V115L60 116H55L58 112L56 111V108H54V106L52 107L51 105V112L50 111H48L47 110V112L46 113H48V114H46V116L45 117H49V119H46L45 118V126H44V131H43V133H44V135H42L43 136V138H41L40 139V141L41 142H43V144H40L41 142H38L39 144H36V146L37 147H35L36 149H37V151L35 150L34 151V153H36V155H34V158H39L40 156V158L39 159H41L42 158V160L44 161V159H43V155L45 154V153H47L48 152V155L50 156V157H52L51 155H52V153H54L55 152V154L57 153V155H54L53 154V157H52V159L54 160V162L56 163V164H54L55 166L56 165H58L59 167H61V168H59L58 166L55 168V166H54V168H52L53 167V165H52V162H53V160L51 159V158H45V164L47 165L46 166V168L45 169H43V178H46L45 179V181L44 182H47V181H49L50 180V182H48V183H50V184H48V183H45V185H51V184H54V185H52V187L54 188V189H48L47 190V188H45V185H43L44 186V188L43 187H40V189L41 188H43V189H46V190H40L39 189V187H38V184H40V183H42V182H40L43 178H41L37 183V186H36V184H33V185H31V187L33 186V188H31L30 186L27 188V189H24L23 191H22V193L21 194H19V199H17V200H15L14 202H12L8 207H7V209L9 210H7V211H5V215L3 214L2 215V218H0V220L2 219V221H0V238L1 239H3L4 240V238L5 237H7L8 239H7V241L5 240V242H8L9 241V235L11 236V235H13V232L15 231V229L17 230V226L19 227L18 228V231H19V233H20V231L21 232H25V230H26V232L24 233V234H22L21 233V235H20V237H19V240H23L24 238V246L25 247H23V244H21V242L22 241H20V244H21V246H22V248H25L24 250L22 249H19L18 250V252H15L12 256V258L10 259V261L12 262V263H14L15 262V264H25V263H27V264H135V263H137L138 261L136 260L137 259V257L138 256H141V255H143L144 253H145V256H148V257H151L152 259L153 258H155L154 260H152L153 262L151 263V264H160V263H162L163 264V262L166 260V258L168 259L169 257H164V256H168L169 254H167L166 255V251H163L162 253H163V257L160 255H158L156 252H153L152 250H150V248H149V245L146 243V241H144V240H142L141 238H140V236L137 238L136 236L137 235H139V234H137L138 233V231L134 228V225L135 224H133L134 223V221H133V213H132V210L135 208L136 209V207H135V205L132 203V201H131V203L133 204H131L130 202H128V197H129V195H128V192L126 191V186L125 185H123L124 183H123V180H122V178H120L121 177V174H120V171L118 170L119 168V163H117L116 161H118L119 162V159H118V156H120V154H119V142L121 141V139L123 140V138H124V134H122V135H120L121 133H124L122 130V132H120L119 130H116L115 131V127L114 128H112L113 126H115L117 123H119L118 121L120 120L121 121V119L120 118H123V114L125 115V113L124 112H126V110L123 112V114L122 115H117V113H114V112H112L111 113V111H109V112H106L105 110H107L106 109V104L108 103V101L110 100V101H113L114 99L113 98H111V97H114V94H113V96L111 95V96H106V92H105V90L107 89L106 87L110 84H112V82L114 83H117L116 81H114V80H110V79H112V77H111V75L114 73V72H116V69L118 70V68H116V67H119V64H120V62L119 63H115L117 66H113V68L115 67L116 69L115 70H113L112 72H110V74L111 75H109L108 73H104V74H101V75H99V73H97V71L99 70V64H97V63H99L98 61H99V56L101 55V53L102 52H104V50H100V52H98V54H96L95 52H97V51H99V49H104V47H103V44H101V47H100V44H98V42L100 41V42H102V39H98L97 37H96V40L98 39L99 41L97 42L96 40V44H94V46L92 47L93 48V50L92 49H90V51H89V53L91 52V55H93V56H91L90 54H87L88 56V61H87V59H86V63L88 64L89 63V61H90V65L88 64V65H86V63H85V59H81L80 57H79V53H80V55H82L81 54V51L83 52V49L82 48H80V50H78L77 48H76V46L78 45V42L76 43V40L77 41H79V32H77L76 31V28L77 27H74L73 28V30H72V28L70 29V28H68ZM173 27H175L174 28V30L172 29ZM166 30V31H164V29ZM69 29H70V31L71 32H69ZM179 29V30H178ZM190 29V30H189ZM192 29L193 30H195V31H192ZM175 30H176V32H175ZM188 30L190 31V32H188ZM177 31H181V33L180 32H177ZM184 31V32H183ZM203 31V32H202ZM73 32V33H72ZM77 32V33H76ZM174 32H175V34H174ZM182 32H183V34H182ZM187 32H188V34H187ZM194 34H193V33ZM201 32V33H200ZM68 33H70L71 34V36L74 34V38H75V40H74V38H73V36L71 37L70 36V34H69V36L67 35ZM150 33V34H149ZM190 33V34H189ZM195 33H198V38L200 39L201 37H203V40H201L200 39V43H199V41H198V38H196V35L197 34H195ZM76 34H78V35H76ZM170 35V36H173L172 38L173 39H171V37L170 36H167V35ZM175 36H174V35ZM177 34V35H176ZM178 34H180V36L178 35ZM183 36H182V35ZM203 35V36H201V35ZM166 35V36H165ZM189 37L190 39H188L187 37ZM193 35H195L194 37H192ZM78 36V37H77ZM176 36H177V40H176ZM182 37L183 39H180L179 37ZM200 36V37H199ZM138 38V40L136 39V41L135 42H138V45L140 44L141 45V37L140 36H137ZM141 39H140V38ZM185 37V38H184ZM69 38H71V39H69ZM78 38V39H77ZM153 40H152V39ZM155 38V39H154ZM166 38H168V39H166ZM170 38V39H169ZM196 38V39H195ZM140 39V40H139ZM180 39V41L182 42L181 43V45H179V44H177L178 42V40ZM185 39H186V43H185ZM190 41H188V40ZM170 40H171V42H170ZM174 40H175V42H174ZM140 41V42H139ZM183 41H184V43H183ZM192 41V42H191ZM198 41V43H196ZM76 43V45H75V43ZM174 42V43H173ZM195 42V43H194ZM201 42H203L204 44H202ZM70 43V44H69ZM173 43V44H172ZM188 43V44H187ZM190 43V44H189ZM71 44H73L72 46H73V48H72V46H71ZM79 44H80V42H79ZM186 44V45H185ZM196 44H198V45H196ZM201 44V45H200ZM67 45V46H68ZM97 46V48H96V46ZM139 45V46H140ZM196 45V46H195ZM200 45V48L198 47ZM202 45H203V47H202ZM137 46V43H134V45L133 46H131L132 48H133V51L130 49V48H128L127 49V53L125 54V57H126V59H127V56H128V59H130V58H132L133 59V61L137 58L138 59V57H135L136 55H134L135 53H136V50H138L139 49V46L138 47H136ZM167 46V47H166ZM181 46V47H180ZM190 48H189V47ZM78 47V46H77ZM80 47V46H79ZM134 47H135V49H134ZM74 48H76V49H74ZM98 49L97 51H95L94 52V49ZM137 48V49H136ZM179 48H180V50H179ZM199 49H201L200 51H199ZM130 50V52H128ZM172 50H174V51H172ZM61 51V52H62ZM78 51H80V52H78ZM132 51V52H131ZM177 51V52H176ZM197 51V52H196ZM176 52V53H175ZM192 52H195L193 55H192ZM65 53H66V55H65ZM97 55V56H95V54ZM165 53V54H164ZM130 54H133V55H131L130 56ZM169 54V55H168ZM172 54V55H171ZM175 54V55H174ZM179 54H181V56L179 55ZM64 55V56H63ZM78 55V56H77ZM89 55H90V57H91V59L89 58ZM102 55H104V54H102ZM100 56L101 58L103 57V56ZM184 55V56H183ZM74 56V57H73ZM134 56V57H133ZM170 56V57H169ZM64 57H66V59L64 58ZM69 57V58H68ZM78 57V58H77ZM130 57V58H129ZM167 57L169 58V60H170V65H169V60L167 59ZM173 57V58H172ZM76 58V59H75ZM97 58H98V61H97V63H96V60H97ZM64 59V60H63ZM71 59V60H70ZM132 59H130L129 60V62H131L132 63V66L134 65L133 63H135V61H137V59L134 61V62H132ZM164 59L166 60H168V61H164ZM72 60L73 61H75V63L77 62L78 64H73L74 62H72ZM84 60V61H83ZM101 60V59H100ZM185 60V61H184ZM69 61V62H68ZM71 61V62H70ZM138 61L140 62V60L138 59ZM137 61V62H138ZM93 64H92V63ZM166 63V64H164V65H166L165 67H164V65H163V63ZM185 62V63H184ZM186 62H187V64H188V67H187V64H186ZM70 63H72L71 65H70ZM84 64L85 63V66L83 67L81 64ZM96 63V64H95ZM175 63V64H174ZM190 63H192V64H190ZM68 64V65H67ZM195 64V63H194ZM65 65H67V67L65 66ZM76 67H75V66ZM78 65V66H77ZM92 65H94L95 67V69H96V67H98L96 70L93 68V66ZM137 65V64H136ZM169 66V68H166V67H168ZM210 65V66H211ZM82 68H81V67ZM88 66V67H87ZM89 66H90V68L91 69H88L89 68ZM135 66V65H134ZM162 66V67H161ZM61 67V68H60ZM66 67V68H65ZM72 67H74V69H72ZM78 67V68H77ZM80 67V68H79ZM216 67V66H215ZM69 68V69H68ZM75 68H77V72L75 71L74 72V70H76ZM162 68V69H161ZM164 68H166V70H168V71H166V70H164ZM186 68V69H185ZM66 69V70H65ZM72 69V70H71ZM79 69H84L83 71L81 70H79ZM87 69V70H86ZM191 69H194V70H197V73H195L194 71L192 72V70ZM200 69V70H199ZM91 70V71H90ZM94 70H95V72H94ZM204 71V73H202L203 71ZM78 71L80 72V73H78ZM92 71L94 72V73H92ZM159 71V73L160 74H163V72H160ZM183 71V72H182ZM201 71V72H200ZM99 72V71H98ZM192 72V73H191ZM198 72H200V74L198 75ZM218 72V73H217ZM73 73V74H72ZM75 73V74H74ZM164 73V74H165ZM195 73V74H194ZM64 74V75H63ZM71 74L72 76H69V75ZM99 75L98 76V78L101 76L102 77V79H101V77H100V79H98L97 78V75ZM193 74V75H192ZM198 75V78H197V75ZM205 74H207V75H205ZM214 74V75H213ZM216 74V75H215ZM221 74V73H220ZM219 74V75H220ZM61 77H60V76ZM66 75V76H65ZM68 75V76H67ZM73 75H75V76H73ZM108 75L110 76V79L108 78ZM175 75H177L176 77H175ZM190 75V76H189ZM203 75V76H202ZM63 76V77H62ZM65 76V77H64ZM84 76V77H83ZM92 76V77H91ZM93 76L94 77H96V81L94 82V79H93ZM104 76H106V77H104ZM130 77H131V79L129 78H127V80H125V81H123V82H121V80H120V82H121V85H123L124 86V88L125 89H121L120 87H122V86H120L119 85V87L118 88H120V90H122V91H120L119 90V92L118 91H115L116 92V94H120V93H122L123 95H124V98H125V96H127V98H128V100H126V101H124V103L125 102H127V101H129L130 100V96L134 93V87H135V85H134V77L133 76H135V74H132V75H129ZM204 76H208L207 78L206 77H204ZM59 77L61 78V79H59ZM72 80V79H74V80H76V78H78L79 79V81L81 82V80H84L83 82H81L82 83V85H80V83H79V81H78V79L76 80V81H74V80H72V81H69V78ZM85 78V79H83V78ZM91 77V78H90ZM136 77V76H135ZM183 79H182V78ZM195 80V82H194V80L192 79V78ZM215 77H219L220 78V80H218L217 78H215ZM68 78V79H67ZM106 78H108V80L106 79ZM204 78V79H203ZM214 78V79H213ZM89 81H87V80ZM89 79H91V80H89ZM98 79V80H97ZM191 79H192V81H191ZM206 79H208V80H206ZM209 79H212V81L211 80H209ZM109 80H110V82H109ZM131 80L133 81L132 83H131ZM176 80V81H175ZM203 80V81H202ZM207 82V81H211V84H209L208 82H207V84L208 85H206V87H205V89H203V91L205 92H202L201 94H197V92H196V90H197V87H200L201 86V84L203 85L204 84V82L205 81ZM215 80V82L217 83V85H216V83L215 84H213V81ZM74 81V82H73ZM90 81H93L92 83L94 84H97V86L95 87V84L92 86V84L91 85H86V84H84V83H86V82H88L89 84L91 83ZM105 81V82H104ZM108 81V82H107ZM128 81V83H130L129 85L130 86H126L125 87V85H127V82ZM179 81L181 82V83H179ZM218 81H219V85H221V86H218ZM73 82V83H72ZM76 82V83H75ZM98 82V83H97ZM107 82V83H106ZM200 84H199V83ZM205 82V83H206ZM71 83H72V85H71ZM79 83V88H78V84ZM109 83V84H108ZM124 83V84H123ZM194 83V84H193ZM195 83H197L196 85H195ZM99 84V85H98ZM107 86H106V85ZM183 84V85H182ZM213 84V85H212ZM58 85H59V87H58ZM71 85V86H70ZM134 85V86H133ZM212 86V87H207V86ZM72 86H73V88H72ZM90 86V87H89ZM91 86L93 87V88H97L98 86V89H100L99 91H101V93L99 94V102H97L99 105H97V103L96 104H94L93 103V105L91 104V101L89 100L90 99V94H88L89 92H87V90L88 91H90V93H92L91 91V89H93V88H91ZM105 87V90H103L104 89V87ZM132 86H133V89H132ZM185 86V87H184ZM218 86V87H217ZM224 86V87H223ZM75 87H77L76 89H78L76 92H75ZM85 87L87 88V89H85ZM131 87V88H130ZM219 87L221 88V89H219ZM69 88V89H68ZM91 88V89H90ZM102 88V89H101ZM123 88V87H122ZM182 88V89H181ZM71 89H72V91H71ZM74 89V90H73ZM81 90V92L84 90V92H87L86 93V95H84V97L85 96H87V95H89V97H87V100H86V102L84 101L85 99H84V97H82V98H80L79 96H80V90ZM130 89V91H128ZM138 89V88H137ZM136 88H135V90H137ZM213 89H216V92H215V90L213 91ZM65 90L67 91V92H65ZM128 91L130 94H127L128 92H124V91ZM133 90V91H132ZM169 90V91H170ZM210 90H212V92H213V94L215 95V93L217 94V92L218 91H220L219 93L221 94H217L218 96H221L220 98H222V99H219V97L217 96V95H215L214 96V100L212 99L213 98V96L211 95V93H210ZM224 91V93H223V91ZM73 92L72 94H71V92ZM78 91H79V93H78ZM93 91H94V89H93ZM104 91V92H103ZM190 91V92H189ZM195 91V92H194ZM221 91H222V93H221ZM69 92V93H68ZM118 92V93H117ZM140 91L138 90L137 92H135L134 93V97H132L131 96V99L132 100H135V98H138V96L140 97ZM193 92V93H192ZM207 92H209V93H207ZM75 93H77V94H75ZM183 95H182V94ZM196 93V94H195ZM206 93H207V96H205L206 95ZM71 94V95H70ZM75 94V95H74ZM79 94V96H77ZM115 94V95H116ZM136 94H138V95H136ZM130 95V96H129ZM136 95V96H135ZM197 95V96H196ZM203 95H204V97H203ZM75 96H77V99L79 98V102L77 101V99L76 100H74V98H75ZM104 96V97H103ZM198 96H199V98H198ZM227 96H228V98H227ZM70 97V98H69ZM102 97V98H101ZM202 97H203V99H202ZM216 97H218V99L216 100ZM223 97H224V99L225 98H227V99H223ZM231 97V98H230ZM86 98V97H85ZM110 98V99H109ZM127 98H125V99H127ZM170 98H172V100H174V102H172L173 103V106H174V104H176L174 107H172V110H170L171 109V106H169L170 104L169 103H171V99ZM176 98V99H175ZM60 99V100H59ZM82 99H84L83 101L85 102H83L82 101ZM106 99H107V101H106ZM198 99H199V101H198ZM208 99V100H207ZM211 99V103L209 102V100ZM231 99V100H230ZM59 100V101H58ZM70 100V101H69ZM88 100H89V103L93 106V108H95V111H94V109L93 108H91L92 109V111H93V113L91 112V109L90 108H88V105L89 104H87V102H88ZM201 100V101H200ZM221 100H223L224 101V103H222L223 101H221ZM230 100V101H229ZM234 100V101H233ZM81 101L83 102L82 104L83 105H85V104H87V105H85V106H87V110L85 111V109H86V107L85 106H83L82 104H81ZM200 102L199 104H198V102ZM207 101V102H206ZM215 101V103H213ZM217 101H219V103H217L219 106H221V104L225 107V111H226V109H227V111L225 112L224 111V107L222 108V107H220V108H217V107H219L217 104H216V102ZM220 101H221V103H220ZM225 101H226V103H225ZM231 101H233L232 103L235 105H233L232 103H231ZM54 102V103H53ZM107 102V103H106ZM130 102V101H129ZM197 102V103H196ZM202 102H203V104L204 105H202ZM208 102H209V104H208ZM57 103V104H56ZM77 103H79V104H81L82 106H80V105H78ZM101 103V104H100ZM164 103H168L169 105H167V106H169V111L167 112V107L165 108V110L163 109L164 107H165V104ZM171 103V104H172ZM231 103V104H230ZM127 104V103H126ZM164 104V105H163ZM197 104V105H196ZM96 105V106H95ZM64 106V107H63ZM91 106V107H92ZM164 106V107H163ZM200 106V107H199ZM227 106V107H226ZM229 106L231 107V106H234V107H231V108H229ZM236 106L239 108V111L237 110L238 108H236ZM56 107V106H55ZM83 107V108H82ZM89 107H90V105H89ZM97 107V108H96ZM102 107V108H101ZM186 107V108H185ZM215 107H216V109H215ZM52 108H54V110L52 109ZM69 108V109H68ZM142 108V107H141ZM141 108L140 109H138V110H141ZM174 108H175V111H174ZM222 108V109H221ZM233 108H234V110H233ZM59 109V110H58ZM77 109H79L78 111H80V109H83V112H81L80 111V113L77 111ZM90 109V110H89ZM97 109V110H96ZM99 109V110H98ZM178 109V110H179ZM220 109H221V111H220ZM237 110V112H239L238 114H237V112H236V110ZM61 110H63L62 112L63 113H65V114H62L61 113ZM128 110V109H127ZM162 110H164V111H162ZM182 110H183V113H182ZM230 110V111H229ZM52 111H54L55 112V115H50V113H52ZM99 111V112H98ZM143 111H144V109L142 108V113L140 112V111H138L139 113H141V115L137 112V114L140 116V117H142V115H143ZM170 111H174L175 113L174 114H169V112ZM224 111V112H223ZM233 111V114L231 113ZM241 111V112H240ZM248 111V110H247ZM53 112V113H54ZM69 112V113H68ZM87 112V113H86ZM89 112H91V114H92V116H90L91 114L89 113ZM105 112V113H104ZM218 112V113H217ZM229 112V113H228ZM52 113V114H53ZM81 113H83V114H81ZM84 113H86L87 114V116H88V113L90 114L88 117H89V119L87 118V117H85L86 116V114L84 115ZM111 113V114H110ZM127 113V112H126ZM159 113V114H158ZM173 113V112H172ZM223 113H225V115L223 114ZM235 113H236V115H235ZM244 115L243 117L241 116L242 114ZM62 114V115H61ZM66 114H68V115H66ZM71 114H73V116L74 115H79L80 117H78L77 115V117H75L74 119H76V120H78L79 121V123H80V125L82 124H84L83 125V129H84V127H85V129H84V133L83 132H81V130H82V126H80L79 125V123L78 122H76L75 124L73 123L74 122V120L72 119V115ZM81 114V115H80ZM96 114V115H95ZM104 114H107V115H104ZM117 116H116V115ZM185 114V115H184ZM222 114V115H221ZM247 114V116H245ZM249 114V115H248ZM66 115V118H68L67 119V121L69 122V125L67 126V125H64L63 123H65L66 124V118L64 117V116ZM82 115H84L83 117H82ZM93 115H95V116H93ZM114 115V116H113ZM136 116V118L137 117H139V116ZM159 115V116H158ZM161 115V116H160ZM163 115V116H162ZM165 115V116H164ZM173 115H175V116H173ZM178 115V114H177ZM189 117H188V116ZM231 116V117H228V116ZM235 115V116H234ZM52 116H54L53 118H52ZM61 116H62V118L63 119H61ZM68 116V117H67ZM103 118H101V117ZM112 116V117H111ZM120 116V117H119ZM122 116V117H121ZM144 116V115H143ZM219 116V117H218ZM225 116V117H224ZM248 116L250 117V118H248ZM263 116V117H262ZM47 117V118H48ZM70 117H71V120H69L70 119ZM100 117L102 120H101V122H98V120H96V119H98V118ZM115 117V118H114ZM161 117V118H160ZM171 117L172 118H174L175 117V119H171ZM221 117V118H220ZM228 117V118H227ZM50 118H51V120L52 119H54L58 124H60V125H58L57 126V124H56V122L54 121V120H50ZM82 118V119H81ZM110 118L112 119V120H110ZM113 118L116 120H113ZM116 118H118L119 120H117ZM221 120H220V119ZM223 118V119H222ZM231 118V119H230ZM57 119V120H56ZM61 119V120H60ZM94 120V121H88V120ZM169 119H170V121H169ZM180 119H182L181 117H180ZM200 119V120H199ZM215 119V120H214ZM218 119V120H217ZM229 119V120H228ZM50 122H49V121ZM64 120V121H63ZM81 120L83 121V123L81 122ZM107 120V121H106ZM167 121V123H165V121ZM171 120H173L174 121V123H172L171 122ZM198 120V121H197ZM227 122H226V121ZM49 122V125H47L48 123L47 122ZM63 121V122H62ZM73 123V125H71V122ZM104 121V122H103ZM109 121V122H108ZM114 121V122H113ZM221 121V122H220ZM250 121V122H249ZM53 122V123H52ZM54 122H55V124L56 125H54ZM67 122V123H68ZM85 122V123H84ZM163 122H164V124H163ZM175 122L177 123V124H179L181 127L177 130V128H173V125H175L174 127H176V125L177 124H175ZM222 122H225V123H222ZM230 122H232V123H230ZM51 123H52V125L55 127V128H57V131H56V129L51 125ZM88 125H87V124ZM105 123V124H104ZM106 123H107V125H106ZM170 123V124H169ZM172 123V124H171ZM252 123V124H251ZM89 124H91V125H89ZM96 124V125H95ZM98 124V125H97ZM215 124V125H214ZM251 124V125H250ZM259 124V125H258ZM47 125V126H46ZM64 125V126H63ZM76 125H78L79 127H81L80 129L81 130H79V127H77ZM86 125H87V127H86ZM109 125V126H108ZM167 125V126H166ZM232 125V126H231ZM263 125V126H262ZM52 126V127H51ZM66 126H67V128H66ZM71 126H73V127H71ZM90 126H93V127H90ZM98 126V127H97ZM166 126V127H165ZM172 126V127H171ZM197 126V127H196ZM208 127V129H210L209 127H211V126H213L214 127V129H215V131H214V129H213V127H212V129H210L211 131L208 133V134H206L207 132L206 131H208V130H206L207 129V127ZM46 127V128H45ZM50 127V128H49ZM62 127H64V128H62ZM88 127H90V128H88ZM96 127H97V129H96ZM107 127V128H106ZM111 127V128H110ZM200 127V128H199ZM202 127V128H201ZM226 127V128H225ZM53 128V132H52V129ZM87 128H88V130H87ZM172 128V129H171ZM199 128V130H197ZM228 128V129H227ZM230 128H232V130L230 129ZM256 128V129H255ZM46 129H48V130H46ZM59 129V130H58ZM61 129V130H60ZM74 129V131H72ZM76 129H78L79 130V132H78V130L76 131ZM89 129L91 130V131H93V132H95L96 134L98 133V132H102V133H100V134H97V137H98V135H100L99 136V138L101 137V138H105L106 140H107V138L109 139V137H110V140H107V141H105L106 143L109 141V144L110 145H108V143L107 144H105V145H102L101 146V148L99 149V154H97V157L95 156L94 157V159H93V161L92 162H89V160H88V151L87 150H89V148H87V146H88V144H90V143H88L89 141L91 142V140H92V138L90 137V136H87V132L86 131H89ZM103 129V130H102ZM175 130V131H173V133H172V130ZM201 129H205L206 131H200ZM223 129V130H222ZM234 129V130H233ZM46 130V131H45ZM49 130L51 131L50 133H49ZM111 130H113L114 131V133H113V131H111ZM218 130V131H217ZM59 131V132H58ZM69 131V132H68ZM97 131V132H96ZM104 131V132H103ZM110 131V132H109ZM118 131V132H117ZM179 131V132H178ZM219 131H221V132H219ZM225 131V132H224ZM240 131V132H239ZM57 132V133H56ZM73 132V133H72ZM116 132V133H115ZM168 132H171L170 134L168 133ZM174 132L175 133H177L178 135L176 136V134H174ZM213 132L214 133H216L217 132V135L216 136H213L212 137V135L211 134H213ZM219 132V133H218ZM229 132V133H228ZM235 132V133H234ZM242 132V133H241ZM55 133V134H54ZM82 133V134H81ZM239 133V134H238ZM60 134H61V137H60ZM90 134H92L91 132H90ZM106 134V135H105ZM114 134V135H113ZM51 135V136H50ZM83 135V136H82ZM85 135V136H84ZM92 135H95L94 133L92 134ZM106 137H105V136ZM109 137H108V136ZM175 135V136H174ZM197 135H199L198 133L196 134V136ZM213 135H215V134H213ZM223 135V136H222ZM224 135H226L227 137H229V138H225L226 136H224ZM229 135V136H228ZM231 135H233V136H231ZM240 135V136H239ZM50 137V139L49 138H47V137ZM56 136V137H55ZM73 136V137H72ZM75 136H77V137H75ZM119 136V137H118ZM122 136V137H121ZM165 136V137H164ZM168 136H169V138L171 139V140H169V138H168ZM171 136V137H170ZM210 136H211V138H210ZM246 136V137H245ZM47 138L46 140H47V142H46V140L44 141V139L45 138ZM80 137V138H79ZM179 138L178 139V141H177V139L176 138ZM204 137H207V138H205V139H207V141H205L204 140ZM208 137L210 138L209 140H208ZM219 137V136H218ZM231 137V138H230ZM233 137V138H232ZM237 137V138H236ZM246 139H245V138ZM61 138H63L64 140H68V141H71V142H74L75 144H73L74 145V147H76V148H74L73 147V151H72V155L70 156V157H65L64 159H63V163L64 164H61V165H59V164H57L58 163V161H59V163H60V160H61V158H62V156H61V154L59 153V146H62V144L60 143V142H62L63 143V145H65V144H68V143H71V142H68L67 140L64 142V140L63 139H61ZM86 138V139H85ZM91 138V139H90ZM261 138V139H260ZM70 139H72V140H70ZM81 139H83V140H85V141H83V140H81ZM89 139V140H88ZM118 139H120V140H118ZM174 139V140H173ZM50 140V141H49ZM62 140V141H61ZM75 140V141H74ZM117 140V141H116ZM164 140V142L162 143V141ZM177 142H176V141ZM78 141V142H77ZM88 141V142H87ZM114 141V142H113ZM119 141V142H118ZM170 141H174L175 142V144L174 143H171ZM201 141H203V143L201 142ZM210 142V144L208 145V143ZM46 142V143H45ZM49 142V144H47ZM53 142V147H52V145H51V143ZM56 142H58L59 144H61V145H58V148H57V144H55ZM67 142V143H66ZM113 142V143H112ZM118 142V143H117ZM204 142H207V143H205V145H204ZM65 143V144H64ZM76 143H78V144H76ZM83 143V144H82ZM85 143V144H84ZM121 143V142H120ZM257 143V144H256ZM72 144V143H71ZM87 144V145H86ZM177 144V148H175V146L174 145H176ZM207 144V145H206ZM47 145H51V148H53V150H51V148L49 149V148H46V146ZM77 145V146H76ZM106 145H107V148H106ZM113 145H114V147H113ZM166 145V146H167ZM263 145V146H262ZM39 146V147H38ZM41 146H42V149H41ZM79 146V147H78ZM104 146V147H103ZM111 146V147H110ZM262 146V147H261ZM86 147V148H85ZM111 149H109V148ZM196 147H199V148H196V151H197V149H199V150H203V148L199 145H197V146H191V150H189V148H188V151H190V153H189V155H188V151L186 150V151H182V149H180L181 150V155H183V156H181L178 152H180V151H178L177 153L179 154L178 156H179V159L181 160L182 158V160L181 161H179V162H182V163H180L179 165H178V173H180V174H177V175H179V178L181 179V181H183L182 182V187H183V184H184V187H185V185L186 184H189V181H187L188 179H187V177L185 176V177H183V175H184V173L183 172H186L187 170H188V168H190V166L192 165V163H193V156H194V153H195V151H194V149ZM205 147H204V150H206L205 149ZM55 148H57V150H55ZM80 148V149H79ZM82 148V149H81ZM84 148V149H83ZM164 148H165V146H164ZM202 148V149H201ZM209 147H207V150H209L208 149ZM246 148V149H245ZM113 149V150H112ZM118 151H117V150ZM215 149L216 150H218V148L217 147H215ZM39 150L41 151V153L39 152ZM43 150L44 151H47V152H45V153H43ZM48 150H50V152L51 151H53V152H51V154H50V152L48 151ZM75 150V151H74ZM83 150V151H82ZM86 150V151H85ZM103 150V151H102ZM106 150V151H105ZM192 150L194 151V153L192 152ZM211 150H213V148H211ZM211 150H210V152H211ZM261 150H262V153H261ZM85 151V152H84ZM105 151V152H104ZM78 152V153H77ZM83 152V153H82ZM102 152L103 153H105L106 155H104V154H102ZM185 153V154H183V153ZM205 152H207V154H208V152L209 151H205ZM209 152V153H210ZM212 152H214V150L212 151ZM218 152H219V150H218ZM250 152V153H249ZM42 153H43V155H42ZM87 153V154H86ZM109 153V154H108ZM112 153V154H111ZM37 154H38V156H37ZM86 156H84V155ZM111 154V155H110ZM192 154V156H190ZM248 154H250L251 155V157H250V155H248ZM58 155H59V157H58ZM76 155V156H75ZM118 155V156H117ZM168 156V159H169V161L170 162H172L171 161V159H174L175 157H173V158H171L170 159V157L171 156ZM186 156V158H188V156H189V160L192 162H190L188 159V161H186V158H185V156ZM36 156V157H35ZM60 156H61V158H60ZM78 156V157H77ZM107 156V157H106ZM213 156H214V158H213ZM111 157V158H110ZM212 158V161H213V165H214V163H215V161H214V159H216L217 161L219 160V156L217 155V152L215 151V153H213L212 154V156H211ZM55 158L57 159V162H56V160H55ZM60 158V159H59ZM71 158V159H70ZM74 158V159H73ZM85 158V159H84ZM109 160H108V159ZM115 158H117L116 159V161H115ZM192 160H191V159ZM262 158H260V160H262ZM51 159V160H50ZM96 159V160H95ZM256 159H254V160H256ZM48 161V163H46L47 161ZM67 160V161H66ZM114 160V161H113ZM41 161V160H40ZM66 163H65V162ZM96 162L95 164L93 163V162ZM168 161V162H169ZM186 161V163L187 164H189L188 165V167H186L187 165L185 164V163H183V162H185ZM216 161V163H215V165L214 166H218L219 165V161L217 162ZM51 162V163H50ZM112 162V163H111ZM169 162V163H170ZM41 164L43 163L42 161L40 162ZM72 163V164H71ZM87 163V164H86ZM93 163V164H92ZM112 165H111V164ZM113 163H114V165H113ZM117 164V166H116V164ZM45 164H42L41 165V167L42 168H44L45 167ZM182 164L184 165L185 164V167L184 166H182ZM217 164V165H216ZM43 165H44V167H43ZM48 165H52L51 167L49 166L48 167ZM90 165V166H89ZM109 167H108V166ZM106 166V167H105ZM51 170V171H53V169L55 170V171H53L52 173H51V171H50V173L49 172H47L48 170V168ZM76 167V168H75ZM80 167V168H79ZM88 167H90L89 169H88ZM94 167V168H93ZM100 167V168H99ZM104 167V168H103ZM182 167V168H181ZM184 167V168H183ZM52 168V169H51ZM97 168V169H96ZM181 168V169H180ZM59 169V170H58ZM87 169H88V171H87ZM91 169V170H90ZM111 169V170H110ZM112 169H114V170H112ZM116 169V170H115ZM182 169H184V171L182 170ZM185 169H187V170H185ZM100 170V171H99ZM90 171V172H89ZM104 172V174H103V172ZM113 171H114V173H113ZM45 172H47V174L49 173V177H45L44 176V173ZM119 172V173H118ZM54 173V177H56L57 176V178H52L53 177V174ZM81 173V174H80ZM84 173V174H83ZM183 173V174H182ZM107 174H108V177H107ZM182 174V176H180ZM186 174V173H185ZM80 175V176H79ZM92 177H91V176ZM98 175V176H97ZM111 175H112V177H111ZM51 176V177H50ZM114 176V177H113ZM90 177V178H89ZM40 178V177H39ZM119 178V179H118ZM183 178V179H182ZM186 180H185V179ZM52 179V180H51ZM56 179V180H55ZM94 179V180H93ZM107 179V180H106ZM108 179H110V181L112 182H110ZM98 180V181H97ZM108 182L109 181V183H107L106 181ZM119 180V181H118ZM121 180H122V182H121ZM187 182L186 184L184 183V182ZM56 182V183H55ZM69 182V183H68ZM102 182V183H101ZM105 182V183H104ZM110 183H111V185H110ZM121 183V184H120ZM42 184H44V183H42ZM76 184V185H75ZM89 184H91V185H89ZM96 184V185H95ZM103 184V185H102ZM105 184V185H104ZM110 185V187H109V185ZM117 184V185H116ZM193 183H191L190 185H192ZM41 185V184H40ZM69 185V186H68ZM101 188H99L98 186ZM101 185H102V187H101ZM94 186V187H93ZM103 186H105L104 188H103ZM186 186H189V185H186ZM198 186V185H197ZM197 186H193L192 185V187H191V189H196L197 188ZM38 187V188H37ZM67 187V188H66ZM82 187V188H81ZM83 187H85V188H83ZM196 187V188H195ZM199 187V186H198ZM107 190H106V189ZM40 190V192H39V190ZM81 189V190H80ZM84 189V190H83ZM104 189V191L102 192L101 190H103ZM183 189V188H182ZM94 190V191H93ZM99 190V191H98ZM196 191H198V190H196ZM32 192V193H31ZM37 192H39V195L40 194H42L43 193V195H44V197H43V195L41 196L40 195V198H41V200L39 199V196H37L36 195V193ZM42 192V193H41ZM83 192H84V194H83ZM127 192V193H126ZM30 193V194H29ZM94 193V194H93ZM124 193V194H123ZM32 194H33V196H32ZM38 194V193H37ZM61 194V195H60ZM105 194V195H104ZM26 195V196H25ZM80 195H82V196H80ZM128 195V196H127ZM35 196V197H34ZM38 197V199H37V197ZM55 196V197H54ZM106 196V197H105ZM26 197V198H25ZM33 197V199L31 200L30 198H32ZM102 197V198H101ZM35 198L37 199V200H35ZM95 200H94V199ZM21 199V200H20ZM27 199V200H26ZM29 199H30V201H29ZM45 199V200H44ZM56 199H57V202H56ZM90 201H89V200ZM110 199V200H109ZM19 200H20V202H19ZM88 200V201H87ZM32 201V203H30ZM36 201V202H35ZM37 201H39V205H37ZM95 201H96V203H95ZM115 203H114V202ZM15 202H16V204H15ZM26 202H28V203H26ZM35 202V203H34ZM81 202H82V204H81ZM112 202V203H111ZM21 203V204H20ZM25 205H24V204ZM34 203V204H33ZM43 203V204H42ZM53 203V204H52ZM45 204H46V206H47V210L45 209V207H42V206H45ZM78 204V205H77ZM131 204V205H130ZM19 207H17V206ZM33 205V206H32ZM37 207H36V206ZM87 205V206H86ZM116 205V206H115ZM127 205V206H126ZM29 206H31V208L29 207ZM82 206H84L83 208H84V211H83V208H82ZM133 206V207H132ZM14 207V208H13ZM27 207V208H26ZM33 207V208H32ZM55 207V208H54ZM81 207V208H80ZM87 207H89V209H87ZM9 208H11V210L9 209ZM24 208H25V210H24ZM44 208V210L43 211H45V212H47V213H45L44 214V212H42L41 210ZM19 209V210H18ZM23 211H25V212H23ZM38 211H37V210ZM78 209V210H77ZM82 209V210H81ZM87 209V210H86ZM117 209V210H116ZM119 209V210H118ZM134 209V210H135ZM204 209H207V210H201V209H197L199 212L198 213H200L199 215H198V213L195 211V213L197 214L196 215V218H198L197 220L195 219V220H192V219H189V218H186V222L188 223H186V226L188 227V225H190V223H192L189 227H188V229L190 228L191 230H193L194 231V234L192 235V236H194V237H191V240L192 241H194L195 239V241L194 242H191L192 244L190 245V247H189V249H187L186 250V252L188 251V253H187V257L185 256V261L187 262H185L184 261V259L181 261V262H179L180 264H184V263H182L183 261L185 262V264H189V261L190 260H194V261H190V264H234V263H236V264H239V261L241 260V258H240V256L239 257H237V255L235 254V253H231V252H228V251H226V248H225V242L226 241H224L225 239L223 238L224 237V234H223V232H222V229H220V227H222L223 226V224H224V221H222V219L220 220V222H219V220H215V221H213V222H211L210 223V226H209V223L207 224V226H206V224L204 223L203 224V222H204V220L202 219V218H206V215L208 214V210H209V213L212 211V208H211V206L210 205H206L205 206V208ZM13 210V211H12ZM15 210V211H14ZM33 210H35L34 212H33ZM80 210V211H79ZM211 210V211H210ZM60 211V212H59ZM79 211V212H78ZM90 211H92V212H90ZM112 211V212H111ZM205 212V214L203 213V212ZM41 212V214L39 215V213ZM63 212V213H62ZM78 212V214H76ZM83 212V213H82ZM207 212V213H206ZM9 213V214H8ZM37 213V214H36ZM85 213V214H84ZM24 214H26V215H23ZM29 214V215H28ZM19 215H22L23 217H21V219H22V224L23 225H25V226H23L22 224V229L20 228V225H19V219H20V217H19ZM35 215H37V216H35ZM77 215H79V216H77ZM205 215V216H204ZM238 216V218L240 217L239 215L240 214H235V216H234V219H237V216ZM3 216H5V217H3ZM71 216V217H70ZM132 216V217H131ZM203 216V217H202ZM1 217V216H0ZM8 217V218H7ZM48 217V218H47ZM64 217V218H63ZM75 217V218H74ZM97 219H96V218ZM199 217H201V218H199ZM17 218H19L18 220H17ZM47 218V219H46ZM52 218V219H51ZM88 218V219H87ZM90 218V219H89ZM4 219V220H3ZM25 219V220H24ZM44 219H45V221H44ZM97 221H96V220ZM126 219V220H125ZM15 220V221H14ZM41 220V221H40ZM89 220H90V222H89ZM200 220V221H199ZM26 221H28V222H26ZM43 221L45 222V223H43ZM110 221V222H109ZM132 221H133V223H132ZM203 221V222H202ZM26 222V223H25ZM34 222V223H33ZM48 222V223H47ZM76 224H75V223ZM190 222V223H189ZM200 222V223H199ZM2 223V224H1ZM16 223V224H15ZM28 223V225H26ZM31 223V224H30ZM33 223V224H32ZM37 225H36V224ZM47 223V224H46ZM98 223V224H97ZM14 224V225H13ZM73 224V225H72ZM89 224V225H88ZM97 224V225H96ZM196 224H197V227H195L196 226ZM213 224V225H212ZM16 225V226H15ZM44 225V226H43ZM66 227H65V226ZM92 225V226H91ZM220 225V226H219ZM33 226V227H32ZM53 226V227H52ZM89 228H88V227ZM193 226V227H192ZM214 226V227H213ZM30 229H29V228ZM38 227V228H37ZM59 227H60V229H59ZM62 227H64V229L62 228ZM136 227V226H135ZM195 227V228H194ZM200 227H201V229H200ZM204 227H206V229L204 228ZM209 227H213V228H210V230H209ZM7 228V229H6ZM26 228V229H25ZM37 228V229H36ZM75 228V229H74ZM199 230H198V229ZM208 228V229H207ZM20 229V230H19ZM24 229V230H23ZM33 231H32V230ZM67 229V230H66ZM70 229V230H69ZM86 229V230H85ZM195 229L196 230H198V231H196L195 232ZM203 229V230H202ZM205 229V230H204ZM216 229V230H215ZM8 230V231H7ZM29 230V231H28ZM35 230H37V232L35 231ZM40 230V231H39ZM62 230H64V231H62ZM79 230H80V232H79ZM91 230V231H90ZM201 230H202V232H201ZM207 230V231H206ZM219 230V231H218ZM6 231H7V233H8V235H6L7 233H6ZM17 231V232H18ZM58 231V232H57ZM60 231V232H59ZM89 231V232H88ZM135 231V232H134ZM16 231L14 232V235H16V233H17ZM32 232V233H31ZM41 232V233H40ZM68 232V233H67ZM98 232V233H97ZM137 232V233H136ZM31 233V234H30ZM56 233V234H55ZM127 233V234H126ZM134 233H135V235H134ZM196 233V234H195ZM212 233V234H211ZM18 234V233H17ZM28 234V235H27ZM40 234V235H39ZM91 234V235H90ZM107 234V235H106ZM219 234V235H218ZM13 235V236H14ZM23 235V236H22ZM33 235V236H32ZM61 235V236H60ZM65 235V236H64ZM110 235V236H109ZM13 236H11V237H13ZM26 236H27V238H26ZM213 236V237H212ZM223 236V237H222ZM22 237V238H21ZM29 237V238H28ZM30 237H31V239H30ZM199 237V238H198ZM211 237V238H210ZM224 239H222V238ZM39 240H38V239ZM55 238V239H54ZM63 240H62V239ZM0 239V240H1ZM6 239V238H5ZM31 241H30V240ZM54 239V240H53ZM59 239V240H58ZM104 239V240H103ZM10 240H11V238H10ZM12 240H14V237H13V239ZM26 240H27V242H26ZM2 241V240H1ZM0 241V243L2 244V243H4L5 244V246H6V248H7V244L8 243H10V241L6 244L5 242H1ZM30 241V242H29ZM78 241V242H77ZM117 241V242H116ZM224 241V242H223ZM11 242H13V241H11ZM52 242V243H51ZM66 242V243H65ZM99 242V243H98ZM142 242L143 243H146V247L150 250H147L146 248H145V244L143 245L142 244ZM223 242V243H222ZM23 243V242H22ZM26 243V244H25ZM31 243H32V245H31ZM62 243V244H61ZM195 243V244H194ZM4 244L1 246L0 245V248H2V250H3V246H4ZM11 244V243H10ZM10 244H8V245H10ZM36 244V245H35ZM64 244H65V246H64ZM142 244V245H141ZM26 245H28V246H26ZM40 245V246H39ZM50 247H49V246ZM69 245V246H68ZM141 245V246H140ZM21 246H20V248H21ZM36 246H38V248L36 247ZM42 246V247H41ZM144 246V247H143ZM220 246V247H219ZM223 246V247H222ZM31 247V248H30ZM48 247V248H47ZM64 247V248H63ZM92 247V248H91ZM114 247V248H113ZM118 247V248H117ZM137 247V248H136ZM139 247V248H138ZM6 248H4V250L3 251H5V249ZM30 248V249H29ZM73 248V249H72ZM85 248V249H84ZM90 248V249H89ZM101 248H102V250H101ZM113 248V249H112ZM194 248H195V250H194ZM27 249V250H26ZM34 249V250H33ZM36 249H37V252H36ZM51 249V250H50ZM80 249V250H79ZM93 249V250H92ZM117 249V250H116ZM1 250V249H0ZM25 250H26V252H27V254L29 255H27L26 254V252H25ZM32 250H33V252H32ZM142 250V251H141ZM222 250V251H221ZM3 251H0V254L3 252ZM7 251V250H6ZM6 251H5V254H6ZM20 251V252H19ZM35 251V252H34ZM70 251V252H69ZM112 251V252H111ZM138 251V252H137ZM146 251H148V254L146 255ZM152 251V253H150L149 254V252H151ZM225 251V252H224ZM30 252V253H29ZM39 252V253H38ZM100 252V253H99ZM132 252V253H131ZM135 252H137V253H135ZM164 252H166V253H164ZM186 252H185V255H186ZM191 252H193V256L194 257H196V259L198 260V261H195V259H193L194 257L192 256V258H191ZM209 252H210V254H209ZM250 252H251V250H250ZM8 253V252H7ZM93 253V254H92ZM153 253H156V256L153 254ZM161 253V254H162ZM16 254V255H15ZM39 254V255H38ZM84 254V255H83ZM135 254V255H134ZM140 254V255H139ZM159 254H160V252H159ZM190 254V255H189ZM197 254V255H196ZM221 254H223V255H220ZM2 255V254H1ZM3 255H4V252H3ZM2 255V256H3ZM31 255V256H30ZM42 255V256H41ZM54 255V256H53ZM80 255V256H79ZM111 255V256H110ZM190 256V258H189V256ZM234 255V256H233ZM5 256H7V255H5ZM35 258H34V257ZM41 256V257H40ZM144 256V255H143ZM219 256V257H218ZM226 256H227V259H225L226 258ZM236 256V257H235ZM15 257V258H14ZM18 257H20L19 259H18ZM23 257V258H22ZM30 257V259H28ZM37 257L39 258V259H37ZM96 257V258H95ZM200 257V258H199ZM231 257V258H230ZM47 258V259H46ZM60 258V259H59ZM66 258V259H65ZM159 258H161V259H159ZM163 258V259H162ZM200 260H199V259ZM230 258V259H229ZM232 258H237V260H239L238 262L236 261V260H234V259H232ZM258 258V259H257ZM262 258V259H261ZM14 259H16L15 261H14ZM27 259V260H26ZM91 259V260H90ZM170 259V261L171 262H169L170 264H173L174 262H173V260H172V257L171 258H169ZM169 259L167 260V261H165V262H167L168 263V261H169ZM187 259H189V260H187ZM203 259V260H202ZM211 259V260H210ZM263 257H256L255 259H254V262H256V264H264V261H263ZM13 260V261H12ZM18 260L20 261V263L18 262ZM24 260H25V262H24ZM67 260H68V262H67ZM120 260V261H119ZM159 261V260H163V262L162 261H160V262H156V261ZM228 260H230V262L228 261ZM233 260H234V262H233ZM259 260V261H258ZM35 261V262H34ZM75 261V262H74ZM83 261V262H82ZM174 261H176V260H174ZM232 261V262H231ZM261 261V262H260ZM263 261V262H262ZM10 262V263H11ZM16 262H18V263H16ZM24 262V263H23ZM38 262V263H37ZM125 262V263H124ZM173 262V263H172ZM196 262V263H195ZM205 262V263H204ZM175 264V263H174ZM177 264V263H176Z\"/></svg>","mask_w":264,"mask_h":264}]
</instances>
